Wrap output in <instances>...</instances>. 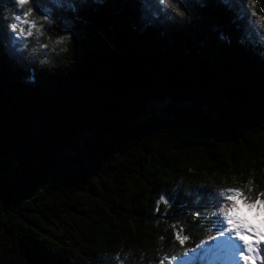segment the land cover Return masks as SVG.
<instances>
[{
	"label": "trees",
	"instance_id": "1",
	"mask_svg": "<svg viewBox=\"0 0 264 264\" xmlns=\"http://www.w3.org/2000/svg\"><path fill=\"white\" fill-rule=\"evenodd\" d=\"M39 2L0 0V264H176L264 192V0Z\"/></svg>",
	"mask_w": 264,
	"mask_h": 264
},
{
	"label": "snow or ice",
	"instance_id": "2",
	"mask_svg": "<svg viewBox=\"0 0 264 264\" xmlns=\"http://www.w3.org/2000/svg\"><path fill=\"white\" fill-rule=\"evenodd\" d=\"M30 2L37 11L41 12V15L47 17L48 12L39 0H15L20 9H24ZM167 2L168 0H165V3ZM249 5L253 9L251 15L256 17L254 0H249ZM31 15L32 8L22 14L14 15L15 22L12 23L11 28L21 38L32 37L34 30L40 31L36 22L30 21ZM250 23L258 25L259 29L264 31V17H258L256 21ZM209 195L213 196L215 201V215L211 227L215 229L216 235H213L210 241H205L204 244L192 249L191 253L185 251L181 256H172L171 260L176 261V264H188L194 254L204 256L208 253L228 252L233 255L236 264H257L258 260L260 264H264V256L260 255L261 245H264V192L251 198L243 189L229 187ZM242 209L254 213L257 223L252 224L246 219H241L238 214ZM176 239L183 245L188 236H182L180 232H177ZM164 259L168 260L169 257L166 256Z\"/></svg>",
	"mask_w": 264,
	"mask_h": 264
},
{
	"label": "rangeland",
	"instance_id": "3",
	"mask_svg": "<svg viewBox=\"0 0 264 264\" xmlns=\"http://www.w3.org/2000/svg\"><path fill=\"white\" fill-rule=\"evenodd\" d=\"M238 215L241 219H246L249 223H257V220L254 218L255 214L248 212L246 209H242ZM210 240L211 238L208 241ZM260 255L264 256V245H261ZM197 258H199L200 262H205L206 264H236L235 258L231 253L228 252H218L215 254L208 253L204 256L194 254L192 260L188 263H193L197 260ZM257 264H260L259 260L257 261Z\"/></svg>",
	"mask_w": 264,
	"mask_h": 264
},
{
	"label": "clouds",
	"instance_id": "4",
	"mask_svg": "<svg viewBox=\"0 0 264 264\" xmlns=\"http://www.w3.org/2000/svg\"><path fill=\"white\" fill-rule=\"evenodd\" d=\"M117 260H119V256H117Z\"/></svg>",
	"mask_w": 264,
	"mask_h": 264
}]
</instances>
